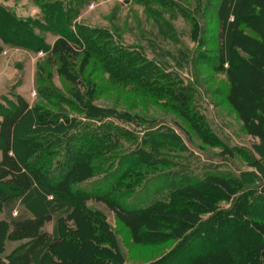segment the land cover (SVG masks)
<instances>
[{
  "label": "trees",
  "instance_id": "trees-1",
  "mask_svg": "<svg viewBox=\"0 0 264 264\" xmlns=\"http://www.w3.org/2000/svg\"><path fill=\"white\" fill-rule=\"evenodd\" d=\"M37 1L49 23L50 29L47 30L59 36L56 43L51 47L46 38L37 33L39 29L46 30L44 24L19 19L0 5L2 42L47 53L49 61L56 57V61L62 65L61 71H66L68 78L73 77L69 81L76 80L75 67L70 63L77 55L73 46L83 53L84 62L94 61L96 67L93 73L98 72V79L102 82V75H108L112 85L123 89L127 86L140 88L144 96L153 97L149 99L156 103L164 99L169 109L190 121L201 139L206 143L211 141L214 145L219 143V138L211 131L191 95L195 88L188 85L180 89L178 77L163 72L136 51L119 45L107 31L80 25L73 30L72 20L76 10L68 8L64 2ZM262 1L263 4L250 3V0H222L219 19L227 21L233 16L234 20L228 26L225 47L220 50L217 67L228 77L226 103L243 122L245 131L258 137L264 144ZM160 2L168 5L167 1ZM210 5H213V0L207 1V6ZM246 5L251 8L248 14L244 11ZM184 12L188 17L192 15L188 10ZM195 26L198 28L197 22ZM245 30L255 32L258 37L247 34ZM244 70L251 74L249 80L242 79ZM41 78L39 81L45 86H38V92L42 99L48 101V107L38 104L30 109L24 103L21 106L12 104L0 111L4 118L0 124V150L3 152L0 162V209H8V216L18 226L14 237L29 239L5 259L9 264H126L117 234L107 217L102 212L89 211L86 202L92 195L80 193L76 188V184L97 174L111 173L112 168H107L106 163L113 164L120 152H117L118 144L110 139L122 130H116L109 124L111 128L100 127L93 136L88 134L91 132L90 126L83 128L85 131L80 133L75 132L82 124L71 122L64 111L55 112L51 108H59V104H64L96 121L109 118L108 111L93 105L90 92L93 89L85 94L72 90L70 99ZM244 86L248 89L247 95L241 90ZM188 91L190 94L186 93ZM244 94L245 98H241ZM26 120L24 133L20 134L19 126ZM74 143L79 146L73 148ZM243 153L246 161L263 173L264 166L260 160ZM157 154V149L152 145L148 149L139 148L129 157L124 156L129 159L127 171L121 174L123 180L118 181L126 186L127 191L142 184L145 178L140 169L156 165ZM116 171L112 176L116 177L121 169L117 168ZM255 176L258 182V176ZM127 179L131 181L126 182ZM256 182L245 180V175L236 176L230 171L213 170L202 178L193 177L187 184L177 188L169 202H161L150 208L127 207L122 210L118 200H105H109V205L119 211L115 213L131 230L132 243L135 245L162 243L176 238L180 241L169 253L148 264H169L178 253L191 247L198 248V253L190 256L188 264H264V189L259 192L254 186ZM245 186L249 188L245 189ZM230 195L238 196L229 212H220L203 220L204 215L211 213L208 211L212 202L218 204L228 201ZM48 196H53L55 205L60 208L72 206L68 216L58 220L56 237L43 231L54 204L52 201L43 207L42 201L47 200ZM98 197L102 199V196ZM30 199H34L30 206L36 210L32 212L35 218L21 215L12 217L11 210L19 202L23 204ZM219 215L225 217L220 218ZM69 223H73V226H69ZM157 226L161 229L153 230ZM155 231L162 234L161 238L152 237ZM215 237H218L217 243H222L217 249L219 253L215 250ZM70 249H77L76 254L81 253L83 259L72 261ZM5 263L0 256V264Z\"/></svg>",
  "mask_w": 264,
  "mask_h": 264
},
{
  "label": "rangeland",
  "instance_id": "rangeland-1",
  "mask_svg": "<svg viewBox=\"0 0 264 264\" xmlns=\"http://www.w3.org/2000/svg\"><path fill=\"white\" fill-rule=\"evenodd\" d=\"M52 1H62L68 8L76 10L72 20L73 30L80 25L107 31L119 45L136 51L163 72L178 77L181 82L180 89L188 85L195 88L191 93L195 104L208 122L211 131L219 138L218 144L214 145L210 143L211 141L206 143L190 121L177 111L169 109L164 99L156 103L150 100L153 97L149 99L144 96L140 88L127 86L123 89L112 85L108 75L104 77L102 75V82L98 79V72L93 73L96 67L94 61L84 62L83 53L73 46L72 49L77 55L75 59L70 60V63L75 67L76 80L69 81L68 79L73 77L68 78L66 71H61L62 65L56 61V57L49 61L50 56L47 53L6 44L0 40V111L24 103H27L30 109L38 104L48 107V101L42 99L38 92V86H45L39 81L42 77L56 91L70 99L72 90H79L85 94L93 89L90 91L93 105L108 111L109 118L96 121L87 118L72 107L56 102L59 108H51V110L64 111L71 122L85 125H81L75 132L85 131L82 129L86 126L91 127V132L88 134L92 136L100 127L106 128L111 125L116 130H122L120 134L110 139L118 144L117 152H120L119 158L113 164L106 163L107 168H112L111 173L97 174L76 184V188L80 193L92 195L86 202L89 211L102 212L107 217L117 234L126 264H148L156 261L180 244V241L176 238L162 243L135 245L132 243L131 230L115 213L119 211L113 209L107 202L109 200L105 198L118 200L120 209L150 208L161 202H169L177 188L187 184L193 177L202 178L213 170L230 171L236 176L245 175V180L250 182H256L255 175H257L259 180L254 186L259 192L264 189V170L263 173L260 172L243 156L245 152L246 156L256 157L264 166V144L258 137L245 131L243 122L226 103L228 77L217 67L220 50L225 47L228 26L234 20L233 16L227 21L219 19L218 11L222 6V0H213V5L210 6H207L208 0H161L167 1V6L160 0ZM252 2L263 4L262 0H250V3ZM0 5L9 9L19 19L35 21L44 24L46 30L50 29L37 0H0ZM231 5L230 3L229 6ZM185 10L192 15L188 17ZM249 10H251L250 6L246 5L245 13L248 14ZM46 30L39 29L37 33L43 35L52 47L59 36ZM245 31L258 37L251 30ZM250 75L244 70L242 79L249 80ZM241 90L246 95L249 93L245 86ZM186 93L190 94L189 91ZM245 94L241 98H245ZM3 120L0 115V124ZM63 120L61 121L64 122ZM27 122L28 120L19 126L20 134L24 133ZM86 139L88 140L89 137ZM76 144L74 143L73 148L79 146ZM152 145L158 151L156 155L158 163L152 167L141 168L140 171L145 178L142 184L132 191H127L126 186L119 182L120 179L123 180L121 174L127 171L126 163L129 159H125L124 156L129 157L139 148L148 149ZM115 151L116 149L113 152ZM117 168L121 171L114 177L112 175ZM247 188L249 186H245V189ZM121 194L126 196L120 197ZM98 195L102 196V199ZM236 196L238 195H230L228 201L218 204L212 202L208 211L211 213L204 215L203 220L206 221L220 212H229ZM48 198L50 202L53 201V196ZM55 204L54 202L53 205ZM53 209L58 211L52 212L43 231L56 237L58 220L66 218L72 206L65 205L60 208L55 205ZM224 217L220 216V218ZM69 226H73V223H69ZM156 229L161 228L160 226L153 228ZM151 235L154 238H161L162 234L153 232ZM215 239L214 246H217L215 250L218 251L222 243H217L218 237ZM70 251L72 261L83 259L81 253L76 254L77 249ZM219 252L220 250L217 253ZM196 253L198 248L195 247L183 250L169 264H188L190 256ZM3 261L9 264L6 259Z\"/></svg>",
  "mask_w": 264,
  "mask_h": 264
},
{
  "label": "crops",
  "instance_id": "crops-1",
  "mask_svg": "<svg viewBox=\"0 0 264 264\" xmlns=\"http://www.w3.org/2000/svg\"><path fill=\"white\" fill-rule=\"evenodd\" d=\"M0 162L3 159V152L0 150ZM34 199H30L27 202L20 204V202L16 205V207L11 210L12 212V217H17L18 215L21 216H26L29 218H35L36 215H34L32 212H36L34 208L30 206V204ZM50 202V199L48 198L47 200L42 201L43 207L48 205ZM55 206V205H53ZM52 206V209H53ZM41 206V208H43ZM40 208V209H41ZM56 210V209H55ZM54 209L52 212H57L58 210L55 211ZM7 212L8 209L6 208H1L0 209V256L3 258V260L12 254L16 249H18L21 245L26 244L29 239L28 238H22V237H14V232L18 228V226L15 225V223L11 220V218L8 216ZM55 230V227L53 228V232ZM52 232V233H53Z\"/></svg>",
  "mask_w": 264,
  "mask_h": 264
}]
</instances>
